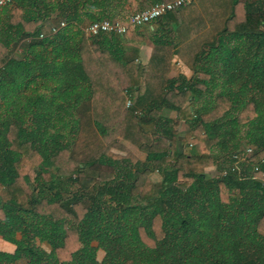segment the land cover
<instances>
[{
	"label": "trees",
	"instance_id": "trees-1",
	"mask_svg": "<svg viewBox=\"0 0 264 264\" xmlns=\"http://www.w3.org/2000/svg\"><path fill=\"white\" fill-rule=\"evenodd\" d=\"M80 7L2 8L0 239L16 249L0 250V264H264V0L232 1L209 48L221 70L170 80L148 104L147 69L127 53L131 33L88 38L76 24ZM54 15L66 25L52 34ZM106 19L116 18L93 22ZM161 106L177 118H163ZM181 121L185 133L175 129ZM88 127L103 155L83 162ZM247 148L253 155L233 170ZM215 164L227 175L208 174Z\"/></svg>",
	"mask_w": 264,
	"mask_h": 264
},
{
	"label": "crops",
	"instance_id": "crops-1",
	"mask_svg": "<svg viewBox=\"0 0 264 264\" xmlns=\"http://www.w3.org/2000/svg\"><path fill=\"white\" fill-rule=\"evenodd\" d=\"M173 0H80L81 7L79 9L78 22L81 26H88L93 23L95 19L102 17H114L115 20H121L129 17L131 14L148 9L151 5L158 2H170ZM197 0L183 8L182 10L192 6ZM228 5L224 9V13L220 15L221 21L217 23V28L214 30L211 40L206 43H201L196 51H180L182 49V42H187L188 38H182L176 41V37H169L172 32H177V24L180 25L178 17L180 13L170 14L163 19L157 21L152 25L137 27L130 31L127 36V53L132 57L137 64L143 65L147 69V79L149 87V95L147 94V104L153 103L154 99L159 100L166 91L167 82L175 80L180 76L185 77L187 80L192 79L196 72L206 69H213L219 71L223 67V63H214L210 56L209 48L212 44L216 43L220 38L221 32L224 29L225 21L231 14V6L233 0H226ZM252 2V0H246ZM96 3V4H95ZM5 9H0V25L5 23ZM181 10V12H182ZM3 14V15H2ZM50 20L46 22V30L52 27L59 26L58 16H51ZM75 24V23H74ZM209 25V23H208ZM46 31V32H47ZM208 47V50H205ZM21 49H14V52L9 56H17ZM245 55L244 53L242 56ZM179 63V64H178ZM209 99L206 96V99ZM205 98H201L194 103L195 109H200L203 105ZM159 113L163 118L176 119L175 112L167 111L162 106L159 108ZM181 126V127H179ZM152 132L156 139L159 138L160 133L155 125L146 127ZM180 128V129H179ZM189 128L188 122L181 121L177 128L179 133H185ZM129 147V146H128ZM132 150L131 152L141 161L146 160V155L142 152ZM221 172L220 164L207 169V173L213 177ZM157 175L159 178V174Z\"/></svg>",
	"mask_w": 264,
	"mask_h": 264
},
{
	"label": "rangeland",
	"instance_id": "rangeland-1",
	"mask_svg": "<svg viewBox=\"0 0 264 264\" xmlns=\"http://www.w3.org/2000/svg\"><path fill=\"white\" fill-rule=\"evenodd\" d=\"M227 5L228 3L226 0H197L192 6L182 10V12H176V14L180 13L178 17L180 25L178 26L177 24V32H172L169 37L171 36V39L172 37H176V41H180L182 38H188L187 42L183 41L182 44H180L182 46V49L178 48L179 52L196 51L200 47L201 43L209 42V40H211L212 38L214 30L217 28V23L221 21L220 15L224 13V9ZM24 102L29 104L26 99L24 100ZM79 143L78 156L80 160H83V162L90 161L97 157L99 158L101 155H103L101 154L102 146H100V139L93 129L89 127L86 128ZM124 144L127 147L129 146L128 148L130 149V151L136 149L134 146L128 143ZM113 153L125 155V153L118 152L117 150H113ZM220 174L221 172H219L218 175ZM152 177L154 180L159 179L157 175H153ZM1 196L4 200L7 199L6 192H2ZM20 238L21 237L19 236V239ZM38 244L41 245L40 242H38ZM95 246H97V244H95ZM44 247L46 249H49L47 246ZM15 249L16 246L14 244L0 239L1 251L14 252ZM104 257V251L99 250L97 255V259L99 260V262H101Z\"/></svg>",
	"mask_w": 264,
	"mask_h": 264
},
{
	"label": "built area",
	"instance_id": "built-area-1",
	"mask_svg": "<svg viewBox=\"0 0 264 264\" xmlns=\"http://www.w3.org/2000/svg\"><path fill=\"white\" fill-rule=\"evenodd\" d=\"M15 0H0V9L12 5ZM194 0H173L170 2H158L150 8L135 12L123 20H102L96 21L83 28V32L88 38H95L101 34L126 36L131 30L146 25H152L164 17L181 11L183 8L191 5ZM66 23L62 22L57 27H52L51 32L55 34L59 29L65 27ZM44 34L40 38H44ZM179 64V63H178ZM126 107L131 108L137 99V93L133 91H126ZM253 155V149L247 148L245 151L234 156L233 170L241 171L239 164L242 161L249 159ZM254 171H260L257 165ZM222 176L227 175V171L221 172Z\"/></svg>",
	"mask_w": 264,
	"mask_h": 264
}]
</instances>
